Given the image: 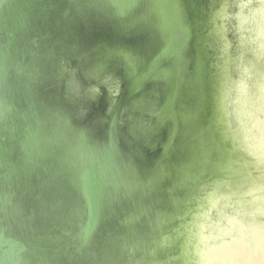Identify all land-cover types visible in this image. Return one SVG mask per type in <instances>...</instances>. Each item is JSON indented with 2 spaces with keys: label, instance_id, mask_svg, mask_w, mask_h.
<instances>
[{
  "label": "water",
  "instance_id": "1",
  "mask_svg": "<svg viewBox=\"0 0 264 264\" xmlns=\"http://www.w3.org/2000/svg\"><path fill=\"white\" fill-rule=\"evenodd\" d=\"M0 264H264V0H0Z\"/></svg>",
  "mask_w": 264,
  "mask_h": 264
}]
</instances>
